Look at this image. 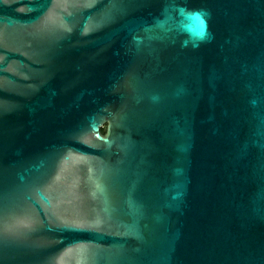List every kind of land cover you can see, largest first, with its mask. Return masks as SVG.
Instances as JSON below:
<instances>
[{"label": "water", "instance_id": "95a60500", "mask_svg": "<svg viewBox=\"0 0 264 264\" xmlns=\"http://www.w3.org/2000/svg\"><path fill=\"white\" fill-rule=\"evenodd\" d=\"M0 264H264V0H0Z\"/></svg>", "mask_w": 264, "mask_h": 264}, {"label": "trees", "instance_id": "16d2710c", "mask_svg": "<svg viewBox=\"0 0 264 264\" xmlns=\"http://www.w3.org/2000/svg\"><path fill=\"white\" fill-rule=\"evenodd\" d=\"M100 131L103 133L105 131V124L100 127Z\"/></svg>", "mask_w": 264, "mask_h": 264}]
</instances>
